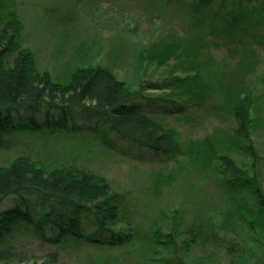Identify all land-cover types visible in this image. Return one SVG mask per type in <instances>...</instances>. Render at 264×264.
Listing matches in <instances>:
<instances>
[{
	"label": "trees",
	"instance_id": "16d2710c",
	"mask_svg": "<svg viewBox=\"0 0 264 264\" xmlns=\"http://www.w3.org/2000/svg\"><path fill=\"white\" fill-rule=\"evenodd\" d=\"M217 1L220 19L229 20L233 28L254 17L262 21L257 7L249 15L240 6L231 7L228 0H193L188 6L193 12L191 34L166 36L144 51L143 60L159 67L171 61H176L177 67L187 66L188 76H194L190 84V78L174 77L153 87L185 90L200 107L216 96L213 101L218 106L213 104L212 109L234 119L236 132L230 135V142L237 144L246 162L240 164L229 155L215 153L214 141H207L211 165L215 160L213 172L219 175L223 194L233 202L229 217L210 230L186 227L181 211L164 212L162 218L165 224L170 223V233L163 234L159 228L156 238L165 237L155 242L164 253L182 255L178 264L187 261L197 248L213 250L212 256L207 253L200 258L207 264H264V240L260 239L264 236V189L255 167L259 156L252 140L255 123L251 115L257 103L252 98L254 88L246 82L255 73L262 52L243 45L231 48L220 59V70L207 72L215 60L208 52L211 44L205 35L212 34L215 20L205 14ZM8 2L0 0V151H14L15 155L0 165V264H60L61 254L87 245L116 249L135 242L138 231L131 224L130 229L118 228L126 215L124 199L106 177L75 162L62 161L51 152L42 155L44 158L34 156L30 146L33 140L47 144V139L58 136L87 134L99 138L115 154L127 156L136 149L138 160H142L143 150L169 160L182 153L175 131L150 116L145 104L108 67L77 66L67 82L56 81L50 71L40 70L34 54L23 48L24 21L15 10L17 2ZM261 43L264 48V41ZM228 64L235 67L229 70ZM184 108L185 104H180L179 110L168 107L165 114ZM76 114L84 117L83 122L76 123ZM247 194L255 198L254 204L246 201ZM5 201L11 205L1 209ZM85 220L92 233L83 231ZM23 235H29L30 241L20 238ZM33 244L42 256L32 252Z\"/></svg>",
	"mask_w": 264,
	"mask_h": 264
},
{
	"label": "rangeland",
	"instance_id": "374dc122",
	"mask_svg": "<svg viewBox=\"0 0 264 264\" xmlns=\"http://www.w3.org/2000/svg\"><path fill=\"white\" fill-rule=\"evenodd\" d=\"M5 1L9 3V0ZM15 1V10L24 21L23 48L34 54L40 70L50 71L56 81L67 82L70 72L77 66L108 67L119 80L127 84L134 97L145 104L150 116L175 131L182 146V153L176 159L167 160L164 156L158 157L143 150V158L138 160V150L131 149L127 156L122 152L115 154L99 138L87 134L62 135L47 139V144L39 139L33 140L30 152L34 156L44 158L42 155L51 152L62 161L75 162L100 177H106L112 188L124 199L126 215L118 228L126 230L132 225L138 231L139 238L124 247L103 249L87 245L80 251L61 254L58 262L178 264L182 255L164 253L163 248L157 247L156 242L165 235L156 238L155 232L161 229L163 234L170 233L167 227L170 223H164L163 213L181 211L186 227L197 225L212 230L214 226L216 229L218 225L221 226L225 218L229 217L228 211L233 209V202L227 198V194H223L218 173L215 175L213 172L215 160L211 165L207 141H214L215 153L229 155L240 164L246 162L237 144L235 146L230 142V135L234 136L236 132L234 119L225 112L212 109L213 104L218 106L217 101H213L216 96L200 107L198 101L190 100L191 94L185 93V90L161 91L153 87L174 77L190 78L187 80L190 84L194 76H188L191 73L187 66L177 67L176 61H171L167 66L159 67L157 63L143 60L144 51L166 36L191 34L190 16L193 12L188 6L193 4V0ZM263 1L236 3L238 0H228L231 7L238 9L237 6H240L244 13L250 15L249 12L257 7V13L261 10L260 15H263L261 23L255 21L254 17L253 21L246 22L245 19L246 23L235 28L229 20L224 17L220 19L222 12L220 1H217L205 14L215 20L212 34L205 36L211 44L208 52L215 60L208 66L207 72L210 73L220 70V59L228 55L231 48L240 49L243 45L262 52L255 73L246 82L250 89L254 88L252 98L257 103L251 115L255 123L252 140L259 156L255 167L260 172L264 189ZM230 65L229 70L235 67L234 64ZM180 104H185L182 112L177 111ZM172 106L177 110L165 114L168 107ZM83 119L80 114L74 116L76 123L83 122ZM121 144L128 149L126 142ZM14 155V151H0V165L13 159ZM212 156L214 158V153ZM245 199L251 204L255 202V198L249 194ZM10 205L9 201H5L1 209ZM87 222L85 220L83 231L92 233L93 229ZM20 238L30 241L29 235ZM260 239L264 240V236ZM37 248V244H33L32 252L40 253ZM211 251L197 248L196 253H189L187 261L183 259L181 264H207L200 258H204L207 253L212 256Z\"/></svg>",
	"mask_w": 264,
	"mask_h": 264
}]
</instances>
